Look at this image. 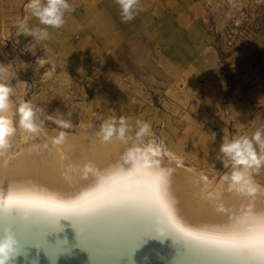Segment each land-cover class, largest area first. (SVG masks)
Returning <instances> with one entry per match:
<instances>
[{"label": "rangeland", "instance_id": "obj_1", "mask_svg": "<svg viewBox=\"0 0 264 264\" xmlns=\"http://www.w3.org/2000/svg\"><path fill=\"white\" fill-rule=\"evenodd\" d=\"M28 0H0V63L10 64V117L28 101L42 109L38 133L17 125L12 139L40 140L83 122L124 117L128 135L146 121L185 165L213 183L225 180L223 138L264 130V0H141L121 22L115 0H69L60 29L37 42L19 34L16 17L45 27ZM62 129L55 119H68ZM48 116L53 119H47ZM264 190V167L252 171Z\"/></svg>", "mask_w": 264, "mask_h": 264}, {"label": "bare ground", "instance_id": "obj_2", "mask_svg": "<svg viewBox=\"0 0 264 264\" xmlns=\"http://www.w3.org/2000/svg\"><path fill=\"white\" fill-rule=\"evenodd\" d=\"M100 125L87 121L63 131L60 145L53 143L57 128L40 140L11 138L0 157V197L29 202L0 211V234L10 227L22 246L15 264H264L224 246L261 233L264 190L249 195L229 189L226 180L213 183L156 141L158 168L125 164L134 136L127 134L128 143L103 142L96 135ZM85 163L96 170L87 178ZM154 176L162 178L158 184L151 183ZM156 196L195 238L172 227L167 241L154 239L153 221L162 215Z\"/></svg>", "mask_w": 264, "mask_h": 264}, {"label": "clouds", "instance_id": "obj_3", "mask_svg": "<svg viewBox=\"0 0 264 264\" xmlns=\"http://www.w3.org/2000/svg\"><path fill=\"white\" fill-rule=\"evenodd\" d=\"M119 6L121 22L127 23L135 19L140 11L141 0H115ZM25 8L32 16L37 18L40 25L45 27H31L26 18L16 17L14 26L19 34L31 36L35 41L41 42L49 39L48 28L60 29L66 23V13L74 11L69 0H28ZM16 73L10 70V64L0 63V157H3L11 147V138L17 132V125L20 129L28 133H38L43 120L42 109L35 107L28 101H23L15 109V114L19 117L18 121L10 117L11 110L10 97L13 94L12 80ZM68 119H55V123L62 129L72 127L70 120L72 113L66 114ZM47 119H53L48 116ZM137 131L131 146L123 153L125 164L138 166L143 170H152L160 166V151L158 145L149 139L145 143V137L154 135L151 125L142 120L136 121ZM129 125L124 117H113L104 121L97 132V136L103 142H112L117 140L128 143L127 134ZM65 141V133L61 131L58 136L53 138V143L60 145ZM220 153L223 154V167L229 169L225 173V180L228 181V187L237 193L252 194L257 191V186L252 179V171L258 172L264 167V130L257 129L249 137L247 135L239 136L229 140L223 138L220 145ZM95 168L91 163H85L81 169V174L87 178L90 173H95ZM9 196L0 197V211L10 212L18 205L9 202ZM172 225L164 215L159 216L153 221L152 231L154 239L164 243L169 239V233ZM21 243L17 239L15 232L6 227L0 234V264H15V260L21 254Z\"/></svg>", "mask_w": 264, "mask_h": 264}, {"label": "snow or ice", "instance_id": "obj_4", "mask_svg": "<svg viewBox=\"0 0 264 264\" xmlns=\"http://www.w3.org/2000/svg\"><path fill=\"white\" fill-rule=\"evenodd\" d=\"M161 179L162 178L160 176H154L151 180V183L158 184ZM103 187L107 188L106 185ZM115 187L116 185L113 184V189H115ZM126 194L129 196L133 195V193L131 192H127ZM153 200L160 207L162 215L166 217V219L169 221V223L172 225L173 228H175L177 231H179L182 235L186 237L195 238L192 236V233L190 231H187L178 225L175 216L168 209L167 205L162 203L159 196L153 197ZM9 202L15 205H22L25 203H29L27 201L16 200L13 198H10ZM108 202L110 201H102V203H108ZM54 210L62 211V212H71V211H87L88 209L77 208L76 206H55ZM224 246L230 247L238 252L250 253L258 257L260 260L264 261V228H262L261 233L257 236H245L237 242L230 243Z\"/></svg>", "mask_w": 264, "mask_h": 264}]
</instances>
